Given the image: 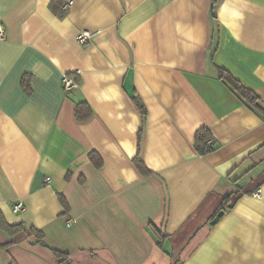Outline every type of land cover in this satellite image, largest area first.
Masks as SVG:
<instances>
[{
  "label": "crops",
  "instance_id": "0c3cea01",
  "mask_svg": "<svg viewBox=\"0 0 264 264\" xmlns=\"http://www.w3.org/2000/svg\"><path fill=\"white\" fill-rule=\"evenodd\" d=\"M51 1L0 0V214L43 233L0 229V264H264V117L217 72L264 107V0H217L212 19L211 0ZM202 126L217 142L203 155Z\"/></svg>",
  "mask_w": 264,
  "mask_h": 264
},
{
  "label": "trees",
  "instance_id": "16d2710c",
  "mask_svg": "<svg viewBox=\"0 0 264 264\" xmlns=\"http://www.w3.org/2000/svg\"><path fill=\"white\" fill-rule=\"evenodd\" d=\"M65 1L63 0H52L49 4L50 9L56 14H62L65 9H63ZM217 0H211L210 13L211 19L214 18L212 15V10ZM218 78L223 80L236 94H238L243 101L255 112L264 117V107L260 103L258 94L251 88L242 84L237 78H235L229 71L224 68L217 67ZM23 89L28 93L30 91L27 76L22 79ZM140 105V104H139ZM142 115L145 114L143 107L140 105ZM92 114V108L86 101L77 102L74 107V116L77 120H85ZM140 143V133L138 134V149ZM193 144L197 152L201 155L206 154L214 150L217 146V142L212 136L209 129L205 126L198 128L193 135ZM89 158L95 166L101 164L100 157L95 152L89 153ZM133 162L135 166L143 173H147V169L143 165L142 161L139 159V151L135 155ZM231 193L222 196L221 203L216 209V211L210 216L209 220L215 215L218 210H222L225 213L231 207ZM59 202L63 207H67V203L62 195L58 196ZM0 229L4 230L8 235H14L17 232H22L27 234V236H33L37 242H41L43 238L42 231L34 227H26L22 223H17L14 225H9L5 222L0 214ZM8 241L5 245H7ZM53 255L58 259L60 264H70L69 255L65 252L58 250H52ZM8 264H17L15 261L10 260Z\"/></svg>",
  "mask_w": 264,
  "mask_h": 264
},
{
  "label": "built area",
  "instance_id": "2783aa9c",
  "mask_svg": "<svg viewBox=\"0 0 264 264\" xmlns=\"http://www.w3.org/2000/svg\"><path fill=\"white\" fill-rule=\"evenodd\" d=\"M70 4H71V0H66L63 5V9L66 10ZM4 35H5L4 29L0 24V39L4 38ZM91 35H92L91 32L87 30H81L76 34L75 39L78 43H85L87 40L90 39ZM79 73H80L79 70H74L73 72L65 73L61 76V85L64 90H72L79 87V79H78ZM45 180L48 182L50 178L46 177ZM253 194L259 196L260 189L257 188ZM22 208H23V203L21 201H18L12 205L13 212H18ZM72 222L73 220H68L67 225H70Z\"/></svg>",
  "mask_w": 264,
  "mask_h": 264
},
{
  "label": "water",
  "instance_id": "95a60500",
  "mask_svg": "<svg viewBox=\"0 0 264 264\" xmlns=\"http://www.w3.org/2000/svg\"><path fill=\"white\" fill-rule=\"evenodd\" d=\"M223 215L222 210H218L215 215L209 220V225H214Z\"/></svg>",
  "mask_w": 264,
  "mask_h": 264
}]
</instances>
